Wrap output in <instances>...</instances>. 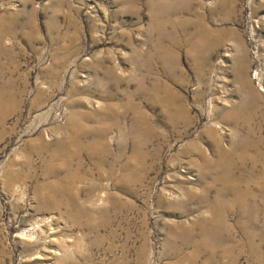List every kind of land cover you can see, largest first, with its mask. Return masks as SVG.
<instances>
[{"label": "rangeland", "instance_id": "374dc122", "mask_svg": "<svg viewBox=\"0 0 264 264\" xmlns=\"http://www.w3.org/2000/svg\"><path fill=\"white\" fill-rule=\"evenodd\" d=\"M0 264H264V0H0Z\"/></svg>", "mask_w": 264, "mask_h": 264}, {"label": "bare ground", "instance_id": "6f19581e", "mask_svg": "<svg viewBox=\"0 0 264 264\" xmlns=\"http://www.w3.org/2000/svg\"><path fill=\"white\" fill-rule=\"evenodd\" d=\"M158 87L159 86H157V84L154 86V88L152 90V99H153V101H155V103H157V104H159V106H161L160 107L161 108V110H160L161 113L165 117H167V120L171 124V126L176 125L180 121H184L186 119V111H185L184 106H183V104L181 102L182 99L178 95L174 94L167 86H163L162 87V96H160V88H158ZM82 131H84V130H81L79 127H77L75 125V119L74 120L72 119L71 120L70 135L67 137V139L63 143H68V144H71L72 146H74V147L76 146L78 148V146H79V143L77 142L78 139L79 138H82L85 135ZM85 133H87V131ZM207 133L209 134V138L213 141V139L215 138V134L213 132H210L209 133L208 131H207ZM134 134H135V132H134ZM98 136H99L98 139H100L98 141V143L101 145V144H103V141L102 140L104 139V136L102 134H98ZM100 142H102V143H100ZM214 152L217 154V157H216L217 158L216 159L217 161L215 163H212L211 166L209 165L208 160L206 158H203L205 156L202 157V159L204 161V164H205V171L204 172H209L210 171L209 168H211V167H213L214 172L216 171L219 174L220 173H223V172H230L231 171V163H230L231 157H230V155L229 154L228 155H225V154H222L221 152H219L215 144H214ZM206 175H209V173L206 174ZM227 175H229V174H227ZM213 176H212V178H213ZM218 176H220V175H218ZM77 178H78L77 175H69L68 180L66 181V186H69L70 184H72L73 181H75ZM79 178H81V177L79 176ZM226 180H227V183H226ZM226 180L224 179V182L226 184H228L230 182V178H227ZM231 182H232V180H231ZM216 183H218V182H216ZM222 183L223 182H219L218 184H221L222 185ZM59 197L62 198V201L64 199L66 200V202H67L66 203V207H72L73 206V203H74V205L76 203V196L73 195V193H71V192L68 193V194L65 193V196L63 194V196H58V197L55 194H53L54 200L52 202L53 204H51L52 207H54V208H56V207L61 208L62 201H59ZM82 211H83V209L78 210V212H82ZM78 215H81V214L78 213ZM210 224H211L210 226L209 225L207 226V223H206L207 228L209 227V229L207 231H204L202 233L200 232L203 237H204V235L206 236L207 234H208V236L213 234V232H212L213 231L212 230L213 224L212 223H210ZM215 225H214V227H215ZM214 232H216V231L214 230ZM208 236H207V238L204 237L203 244H201V245L206 246L204 248L205 249H208L211 252V251H213V248H215V247H213L214 245H212V241H211L212 238H209ZM52 253L53 252H51V254Z\"/></svg>", "mask_w": 264, "mask_h": 264}]
</instances>
